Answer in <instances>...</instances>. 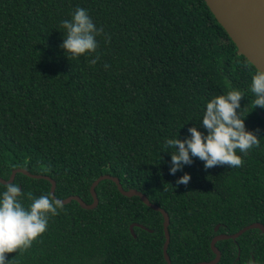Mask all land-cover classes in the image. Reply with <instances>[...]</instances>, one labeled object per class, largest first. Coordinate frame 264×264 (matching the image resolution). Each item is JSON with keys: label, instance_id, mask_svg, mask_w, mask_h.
Returning a JSON list of instances; mask_svg holds the SVG:
<instances>
[{"label": "trees", "instance_id": "obj_1", "mask_svg": "<svg viewBox=\"0 0 264 264\" xmlns=\"http://www.w3.org/2000/svg\"><path fill=\"white\" fill-rule=\"evenodd\" d=\"M88 11L104 35L92 56L69 60L61 48L64 20ZM110 36V42H106ZM99 55V61H89ZM109 65L105 69V65ZM256 68L238 52L205 0H0V177L14 170L51 177L56 197L91 204L102 175L120 179L170 216L172 264L215 258L212 239L264 224V109L251 107ZM232 90L244 93L246 130L260 147L243 166L205 170L193 157L170 174L167 139L201 127L206 104ZM239 111V110H238ZM187 186L176 181L185 174ZM25 208L50 194L51 183L22 173ZM5 185L0 183V195ZM99 205H64L46 232L12 264H167L164 217L110 180L96 188ZM142 224L147 229L131 225ZM219 226V230L215 228ZM217 264H264V234L253 229L216 244Z\"/></svg>", "mask_w": 264, "mask_h": 264}, {"label": "clouds", "instance_id": "obj_2", "mask_svg": "<svg viewBox=\"0 0 264 264\" xmlns=\"http://www.w3.org/2000/svg\"><path fill=\"white\" fill-rule=\"evenodd\" d=\"M61 26L65 30L61 48L70 61L97 52V37L104 35V30L96 27L87 10L77 7L71 20L62 21ZM106 42H110V36ZM99 58L96 55L89 64L94 66ZM108 67L106 64L105 69ZM249 91L255 97L249 106L264 109V69H256ZM243 99L244 93L240 90L212 98L206 104L202 118L201 127L206 130V135L192 127L188 129V138L165 141V148L173 149L170 152L171 175L182 171L185 165H191L193 157L204 162L205 170L224 165L231 168L243 166L244 160L237 150L246 156L254 147H260L259 130H246L243 116L249 106L242 108ZM191 179L186 173L176 183L187 186ZM22 195L21 188L12 182L5 185L0 195V264H12L13 260L9 261L7 254H23L30 249L46 232L50 216L58 215L64 207V202L51 194L33 198L29 193L32 203L25 208L20 199ZM249 264L254 261L250 260Z\"/></svg>", "mask_w": 264, "mask_h": 264}, {"label": "water", "instance_id": "obj_3", "mask_svg": "<svg viewBox=\"0 0 264 264\" xmlns=\"http://www.w3.org/2000/svg\"><path fill=\"white\" fill-rule=\"evenodd\" d=\"M209 9L216 17L219 24L226 30L232 41L238 48V52L242 54L256 69H264V0H205ZM22 173L33 179H44L51 183L50 194L56 197L57 183L51 177L44 175H36L27 171L26 169L19 168L12 172L9 180H5L0 177V183L6 185L10 182H14L16 175ZM104 180L113 181L119 190V192L126 197H139L145 205L152 208L154 211L160 212L164 217V231L166 241L164 244V256L167 264H172L168 255V247L170 245L171 236L169 232L170 216L169 214L156 204H153L149 198L142 192L136 189L125 190L119 178L112 175L100 176L91 186V194L93 202L91 204L86 203L79 196H71L67 199H59L64 202V205L70 204L72 201H76L85 210H93L99 205V198L96 192V188ZM135 227L149 230L142 224L131 225V233L134 237ZM258 229L264 234V224L255 222L252 223L237 233L225 234L221 233L216 235L211 241V249L215 254V258L209 262H199L196 264H217L222 257L221 251L216 246L220 241L224 240H236L249 230ZM219 230V226L215 228V231ZM152 232V230H149Z\"/></svg>", "mask_w": 264, "mask_h": 264}]
</instances>
